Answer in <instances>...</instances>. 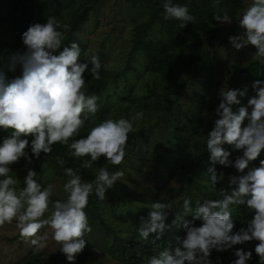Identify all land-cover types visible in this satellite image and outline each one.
I'll use <instances>...</instances> for the list:
<instances>
[{"label":"clouds","instance_id":"obj_1","mask_svg":"<svg viewBox=\"0 0 264 264\" xmlns=\"http://www.w3.org/2000/svg\"><path fill=\"white\" fill-rule=\"evenodd\" d=\"M218 5L219 0H216L217 14L213 18L217 22L231 23L230 17ZM163 7L164 18L180 21L181 28L195 19L186 5L166 0ZM238 23L243 30V38L230 37V43L237 50L247 45L254 46L255 56L264 58V0H252ZM60 27L55 17H50L44 24L31 25L22 34L26 51L14 53L9 58L8 70L15 71L19 66L22 75L8 80L0 70V128L12 130L11 136L0 145V227L11 224L15 219L22 239L30 240L37 249H44L51 238L73 264L76 255L86 245L85 234L92 232L84 211L90 195L95 192L100 200H104L106 191L123 177V172L110 173L107 168L100 167L94 181L83 182L73 169H65L69 177L63 184L66 199L53 202L50 199L53 185L42 187L35 179L37 173L34 170L27 172L22 189L17 187L18 179L10 175L9 166L20 158L31 163L26 151L29 140L21 137H33L30 148L36 158L41 153L49 154L53 144L62 143L68 145L69 155L90 157L81 164V168L90 169L93 162L102 156L111 165L118 166L126 156L128 135L134 130L133 124L142 120L144 113L136 112L128 119H106L91 127L85 138L69 144L70 138L98 112L99 98L86 96L82 89L85 86L83 75L89 70V63L91 76L97 80L100 79L101 63L98 55H92L89 63L78 62L81 49L75 42L60 50L64 38L63 32L57 30ZM62 27L65 30L69 28L66 24ZM252 88L255 95L248 100V107H240L238 113H234L231 106L240 104L237 97L246 95L247 89L237 91L225 87L219 90L221 102L216 109L219 118L206 139L213 165L235 167L242 173L264 149V82L257 80ZM245 120L248 121L247 126L242 127ZM223 144L234 146L236 151L242 150L234 164L229 159L231 153L222 148ZM207 171L214 186L223 178V173L218 176L214 167ZM229 182L230 187H236L231 195L222 190L223 199L205 200L203 203L197 200L194 208L190 199H184L183 214L200 220L201 226H190L177 214L173 224L182 222L185 237L177 238L179 246L174 252L165 250L158 258L153 257L150 264H211L209 257L213 249L223 252L251 240L259 241L255 253L259 264H264V160L260 161V167L246 175L229 177ZM243 204L254 215L246 228L234 232L233 206ZM172 209L173 202L153 203L148 218H140L139 237L147 240L150 233L162 234L168 227L165 221ZM49 211L50 215L42 219ZM45 228L47 231L40 235V230ZM234 255L237 259L233 264H246L252 252L237 250Z\"/></svg>","mask_w":264,"mask_h":264},{"label":"rangeland","instance_id":"obj_2","mask_svg":"<svg viewBox=\"0 0 264 264\" xmlns=\"http://www.w3.org/2000/svg\"><path fill=\"white\" fill-rule=\"evenodd\" d=\"M242 1L243 8L237 14V25L232 37L241 36L243 38V30L238 22L244 9L252 1ZM91 2L92 0L71 2L68 0H38L37 23L47 22L50 18L49 14H41V12L49 11L53 6V9H58L55 19L62 27L69 20L70 10L76 9L80 4ZM146 18L145 9L138 6L133 7L127 0H99L90 12L88 22L77 35L78 39L86 46L84 52L86 63H89L92 55H98L110 73L124 70L129 63L130 72L124 79L123 77L118 79L120 82L118 85L114 84L110 87L108 90L110 100L103 98L101 104L104 102L107 105L114 104L115 91H117L116 97L119 99L129 96L132 99L130 117L136 113L135 107L141 101V95L146 93L148 87L155 86L157 92L161 90L159 78L145 70L144 57L141 54H136L132 60L129 58L132 28ZM0 37L3 40L7 38L1 27ZM149 37L153 40L164 39L161 23L155 24L149 32ZM203 43L210 55V60L198 64L197 71L188 81L184 94L163 100L165 111L159 114L146 110L140 111L144 113V118L135 121L133 128L135 131H140L142 135L137 137L129 147H126V156L123 162L113 168L114 165L106 160V164L101 166L107 168L110 173L122 171L123 177L106 191L105 199L100 200L97 204L100 218L92 219L91 213L86 212L92 232L85 234L84 237L86 240L84 248L88 251L85 264H120L116 259L118 245L121 243L119 239L143 240L138 235L140 218H148L153 203L173 202V209L169 212L165 223L168 226L166 230L174 233L182 226V222L173 224L177 214H180L183 220L192 216L183 214L184 199H190L193 208L197 200H200L201 203L208 200L203 192L197 190L193 183L192 170H189V167L192 163L196 138H206L212 130L210 125H214L215 120L209 112L199 113L194 107L204 103L219 104L221 102L219 90L225 87L229 89L226 79L235 64H247L258 60L261 65L260 81L264 82V58L256 57V49L251 45L237 50L230 41L219 45L212 42L208 35H203ZM25 51L26 47L24 46V51L21 53ZM0 57L2 60L1 53ZM91 67L89 63V70ZM132 67H135L136 70H133ZM0 70L4 72L1 67ZM21 75V67L17 66L15 71H9L7 65L5 76L8 80ZM124 83H127V91L124 89ZM254 95L255 91L249 87L246 107H248V100ZM101 104L98 105L96 115L100 113ZM108 109L109 114L105 119L120 118L114 112V106H110ZM248 111L250 114V107ZM247 123L246 120V126ZM21 138L24 139L25 136ZM26 163V159L22 157L18 162L9 166L10 175L18 179L17 187L21 189L25 186L24 180L27 172L32 170L25 166ZM99 168L95 169L96 174ZM36 173L35 179L39 183H46L47 186L53 185V195L51 196L53 202L66 199L63 184L68 179L55 176L51 170L43 174ZM229 177L231 174L228 171L219 181L217 186L219 190L224 189L230 183ZM228 194L231 195V191ZM48 215H50V211L44 218H47ZM16 223L17 221L14 219L11 224L6 223L0 227V264H22L24 258L29 255L45 257L49 254L62 253L59 245L51 238L47 241L46 248H35L31 245L30 240L25 241L20 237ZM46 231V228L41 229L39 234L43 235ZM209 259L211 264H215L210 257Z\"/></svg>","mask_w":264,"mask_h":264},{"label":"trees","instance_id":"obj_3","mask_svg":"<svg viewBox=\"0 0 264 264\" xmlns=\"http://www.w3.org/2000/svg\"><path fill=\"white\" fill-rule=\"evenodd\" d=\"M65 1V0H62ZM69 2L74 0H68ZM99 0H92L91 3L80 4L76 9L69 11V20L66 25L69 26L67 30L63 27L57 30L63 32L62 48L64 46H70L75 42L81 49V57L78 62L86 63L84 52L86 46L78 39L77 35L79 31L88 22L89 14L94 8L95 4ZM133 7H140L146 10L147 18L136 24L132 28L131 35V49L129 58L132 60L136 54H141L144 57L145 70L148 73L159 78L161 90L156 91V87H148L145 94L141 95V101L135 107L136 112L143 110L154 112L159 114L165 111V107L162 101L168 97L182 96L187 87L188 81L197 71L199 63L208 62L210 55L205 49L203 43V35H208L209 39L219 45H223L230 41V37L233 36V32L237 25V14L243 8L242 0H219V9L226 12L231 19V23L217 22L213 17L217 14V8L214 7L216 0H172L173 4L186 5L189 8V14L195 17L192 22H188L184 27H180L181 22L175 19H165L164 3L166 0H127ZM252 1V0H251ZM38 0H0V27L4 29L7 38L5 40L0 37V53L3 56L0 57V67L3 68L4 73H7V65L9 64V58L17 52L24 51V44L22 41V34L28 30V28L37 23V4ZM223 12L221 14H223ZM49 14L48 17H56L58 15V9H51L49 11H42L41 14ZM161 23L162 33L164 39L153 40L149 37V32L157 23ZM101 63L100 79H93L90 70L84 73L85 86L83 91L86 96L95 95L99 99L97 104H101L102 99L110 100L108 90L112 85H118V79H123L130 72L131 67L129 63L124 70L110 73L107 67L103 64L101 57H99ZM260 68L261 65L258 60H253L247 64H235L231 68V74L226 79V85L230 90L244 91L249 87H252L253 83L257 80L260 81ZM91 69V68H90ZM136 70L135 67H132ZM126 82V80H125ZM127 83H124V89L127 91ZM115 91L114 104L107 105L106 102L101 104L100 113L95 115L94 118L86 121L85 126L79 130L69 140V144L73 140L85 138L95 124H99L106 120L108 115V107L114 106V112L118 117L128 119L132 112V99L127 96L124 98H117ZM247 92L244 96H238L240 104L232 105V111L238 113L240 107H246ZM128 104V105H126ZM219 104H203L195 106L199 113L205 111L209 112L214 120L219 117L216 115V109ZM161 119V117H160ZM210 129H213L214 125H210ZM242 127H246V120L243 122ZM12 134V130H5L0 128V145L3 140L9 138ZM140 131L133 130L128 135L127 146L129 147L133 141L141 136ZM32 136H26L24 139L29 140V147L26 149L28 156L31 158V163H28L26 159V167L43 174L48 170H51L53 174L59 178L69 179L65 174V169L71 168L82 178L83 182H91L95 180V169L106 164V158L100 157L97 162H93L90 169L81 168V164L85 160H90V157L85 156L78 158L69 155L70 149L68 145L62 143H56L51 146L52 150L49 154L41 153L39 158H36L31 153V140ZM205 138H196L192 153V163L189 167L193 178V183L196 185L199 192H203V195L208 200L223 199L221 191L223 190L228 194L232 192L235 185L231 187L229 184L224 189L219 190L217 186L219 182L214 186L211 184L210 176L208 173L209 167H214L217 175L223 173V176L229 171L231 177L239 178L242 175H246L252 169L260 167V161L264 160V149L261 150L260 155L256 160L249 162L248 167L244 172H239L235 167H224L220 164L213 165L210 161V152L206 148ZM222 148L225 151L231 153L229 159L235 162L237 156L242 155L241 151L234 150V146L223 144ZM58 161H63L59 163ZM114 166L113 168H116ZM207 181V183H205ZM220 181V180H219ZM41 184V183H40ZM42 187H47V184H41ZM230 195V194H228ZM51 199V198H50ZM52 200V199H51ZM100 199L92 193L89 197L88 205L84 209L85 212L91 213L92 219L97 220L100 218L98 206ZM235 211L233 212L234 220V232L239 231L240 228H246L247 223L253 218L254 213L249 210L246 204L233 206ZM47 213V212H46ZM45 213V215H46ZM44 215V216H45ZM44 217H42L43 219ZM186 221L190 226H201L200 220H194L193 217H189ZM186 231L183 226L176 232L171 233L165 230L162 234L150 233L147 240L137 241L135 239L120 240L118 245V253L116 259L120 264H150V260L153 257L158 258L160 253L165 250L173 251L177 246V238H184ZM159 237V238H157ZM259 241L251 240L244 244L234 245L231 249L223 252H217L212 250L210 258L215 264H233L237 257L234 255L235 251L243 250L245 252H252L251 258L246 261V264H258V256L255 253V247ZM88 258V251L84 248L81 253L76 255L73 264H85ZM22 264H70L63 253L49 254L45 257L29 255L22 261Z\"/></svg>","mask_w":264,"mask_h":264}]
</instances>
